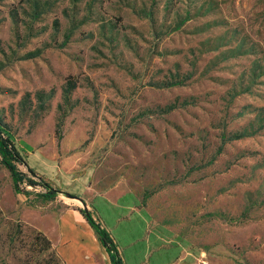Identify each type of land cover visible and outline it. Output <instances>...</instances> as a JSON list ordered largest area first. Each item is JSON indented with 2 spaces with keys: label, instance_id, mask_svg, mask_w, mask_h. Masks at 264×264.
Instances as JSON below:
<instances>
[{
  "label": "rangeland",
  "instance_id": "rangeland-1",
  "mask_svg": "<svg viewBox=\"0 0 264 264\" xmlns=\"http://www.w3.org/2000/svg\"><path fill=\"white\" fill-rule=\"evenodd\" d=\"M0 123L56 198L134 195L164 260L264 264V0H0ZM25 189L0 164V264H63Z\"/></svg>",
  "mask_w": 264,
  "mask_h": 264
},
{
  "label": "crops",
  "instance_id": "crops-1",
  "mask_svg": "<svg viewBox=\"0 0 264 264\" xmlns=\"http://www.w3.org/2000/svg\"><path fill=\"white\" fill-rule=\"evenodd\" d=\"M48 204L45 209L26 208L22 218L46 236L63 264H112L85 213L111 236L123 264H182L181 250L173 259L162 258L168 241L148 228L146 212L131 193L59 197ZM141 226L142 234L137 235L136 228ZM156 253L162 259L152 262Z\"/></svg>",
  "mask_w": 264,
  "mask_h": 264
},
{
  "label": "trees",
  "instance_id": "trees-1",
  "mask_svg": "<svg viewBox=\"0 0 264 264\" xmlns=\"http://www.w3.org/2000/svg\"><path fill=\"white\" fill-rule=\"evenodd\" d=\"M0 164L9 171L12 188L16 194L23 193L26 194L25 187H41L44 189L43 192L38 193V197H40L43 201H51L54 200L57 194L61 193L57 188L52 187L48 182H46L43 177L38 175L24 160L20 152L17 150L15 144L10 139V137L5 133L2 128V124L0 123ZM18 165H23L27 169V173L18 169ZM140 203V202H139ZM85 217L90 224V226L97 233L100 241L105 247L106 251L109 254L110 261L112 264H123L121 258L119 257L114 243L112 241L111 236L107 233V231L100 227L98 223H96L90 214L85 213ZM34 239L38 241H42L44 243V249L51 248L50 241L46 238V236L40 232H35Z\"/></svg>",
  "mask_w": 264,
  "mask_h": 264
},
{
  "label": "water",
  "instance_id": "water-1",
  "mask_svg": "<svg viewBox=\"0 0 264 264\" xmlns=\"http://www.w3.org/2000/svg\"><path fill=\"white\" fill-rule=\"evenodd\" d=\"M65 195H66L67 197H70V198H76V196L71 195V194H69V193H65Z\"/></svg>",
  "mask_w": 264,
  "mask_h": 264
},
{
  "label": "built area",
  "instance_id": "built-area-1",
  "mask_svg": "<svg viewBox=\"0 0 264 264\" xmlns=\"http://www.w3.org/2000/svg\"><path fill=\"white\" fill-rule=\"evenodd\" d=\"M200 264H210L208 261L200 260Z\"/></svg>",
  "mask_w": 264,
  "mask_h": 264
}]
</instances>
